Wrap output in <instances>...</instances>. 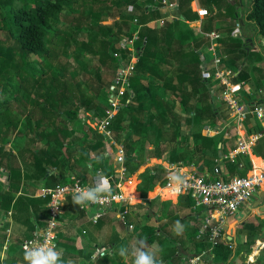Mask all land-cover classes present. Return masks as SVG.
Returning <instances> with one entry per match:
<instances>
[{"label":"trees","instance_id":"16d2710c","mask_svg":"<svg viewBox=\"0 0 264 264\" xmlns=\"http://www.w3.org/2000/svg\"><path fill=\"white\" fill-rule=\"evenodd\" d=\"M164 1L166 0H158V2L156 0H0V34L5 37V41L0 42V74L13 68L19 76L13 94L14 99L0 102V168L3 167V163L7 164L2 169L6 171L11 184L20 183L22 179L39 182L55 180L56 182L53 183L55 188L69 182L68 172L77 175L76 169L85 173L84 175L90 173L92 178L100 172L106 177L113 176L116 182L119 181L113 167L116 148L97 130L92 132L93 141L80 152L79 159L73 160V157L63 154V150L65 141L72 138V130L68 125L78 119L80 111H97L102 120L106 117V108L96 109L100 92L104 93L102 100L104 107H107L111 79L116 75V69L119 67L113 54L120 53L124 60H129L130 46L123 49L120 44L123 40L133 38L134 35L137 36V41L134 42L133 48L139 57L135 72L130 77V87L134 96L131 103L118 112L108 127L113 140L117 144L124 145L126 177H131L140 168L147 146L155 149L149 153L150 159H163L170 164L182 165L188 162H203L212 151H219L218 145L223 143L221 137H208L202 132V127L206 124L219 121L221 118L226 119L217 107V96L221 93V89L216 90V82L203 78L204 68L208 67L210 62L206 54H209L207 49L211 43L204 33L211 32L213 28L206 26L205 32L196 35L190 25L200 18L191 10L193 0H176L177 8L169 9L171 10L169 13H172L169 17L171 19L167 18L164 25L159 27L158 21L163 17L160 11ZM205 1L208 8H212L213 5L219 6L218 0ZM233 1L230 0L226 13L230 14L228 17L235 19ZM128 6L134 7L133 13H127ZM114 8L121 11L120 20L113 26L101 27L99 23L103 19L102 14ZM65 9L80 14L81 18L86 17V20L96 22L95 33L88 23L80 19L67 22ZM246 19L254 25V34L264 39V0H253ZM135 20L137 23L134 22ZM82 28L91 32L89 41L94 46V55L98 58L99 64L108 68L111 77L106 84H103L100 76H96L97 89L92 85L88 87L93 95L90 97L80 87L77 89L66 80L65 74L76 69L71 67L70 62L60 61L62 57H77V50L74 52L73 49L86 45L85 43L79 45L75 39ZM234 30L233 27L228 31L225 39L221 40L218 53L223 63L227 67L231 66L233 71L238 73L233 81L236 84L246 82L250 77L248 69L245 68L249 61L256 56L257 61L261 63L263 57L254 54L248 41L244 43L242 37H233ZM54 50L58 51L56 56ZM262 50L264 51V46ZM31 56H36L40 61L38 68L41 74L38 76L27 73V70L18 64L17 57L21 58V64L25 67ZM263 80L264 75L258 79L260 82ZM21 90L25 101L19 98ZM127 97L129 94L124 101ZM178 99L186 111V117L176 111ZM20 105L26 109L25 118H23L24 113L21 115L17 110ZM66 106L70 108L64 111L63 107ZM34 112L40 114L37 121L33 119ZM63 115L67 118L62 117ZM144 118H147V122H144ZM183 127L192 133L193 147L183 145L181 132ZM124 129L131 135L130 139L123 138ZM195 129L197 130L194 131ZM259 132L263 134L259 142L264 155V133ZM12 140L16 155L13 152H5V148L12 143ZM136 142L141 145L138 153V149L134 146ZM109 147L112 152L110 157H107ZM71 160L74 161L73 164H69ZM261 165L263 167V163ZM47 170L54 171V174L48 176ZM249 170L250 168L239 171L237 165L235 171L240 177H245ZM165 172L164 167L158 166L153 176L149 171L140 176L144 183L141 187L143 199H146L148 193L161 182V176ZM48 186H51L50 182ZM9 197L11 200H4V203L7 201V211L13 204L15 209L13 214L18 208L23 211L24 208H33L34 215H32L36 220H39L40 216L44 220L47 218V209H37V206L46 207L47 201H30L25 196H20L13 203L16 197L13 195ZM181 204L191 208L189 201H180ZM130 209L131 212H135V210L144 211L146 208L143 205H135L129 206ZM39 211L41 215L36 216ZM64 212V218L72 212H76L77 216L85 213L78 205L73 204L72 199L68 200ZM102 219L93 225L96 232H101L105 228L101 225ZM28 224L31 231H34L33 224ZM138 229L143 233L138 239L146 241L148 245L153 244L157 239L158 229L162 231L149 224L139 225ZM92 233L89 232L88 237ZM132 238L134 237L131 236L130 239ZM109 240L113 247L125 241H120L116 237ZM70 241L60 237L59 251L63 254L65 264H67L65 253L69 250ZM91 241L96 240L92 237ZM21 243L13 245L12 260L6 264L26 263L23 259L24 251L21 249ZM197 246L200 248L199 253L194 257L202 256L209 250L208 238L205 237ZM17 253H20L19 256L17 255L18 260H16ZM82 253L84 254V251ZM213 253L215 259L220 257L223 261L231 257V251L225 244L216 246ZM218 253L222 255L218 256ZM173 255L177 258L183 256L178 248L174 249ZM115 260L116 258L112 261L113 264H118ZM245 263L244 259L242 264Z\"/></svg>","mask_w":264,"mask_h":264},{"label":"crops","instance_id":"0c3cea01","mask_svg":"<svg viewBox=\"0 0 264 264\" xmlns=\"http://www.w3.org/2000/svg\"><path fill=\"white\" fill-rule=\"evenodd\" d=\"M166 1L168 5L173 4L172 10L177 8L176 0ZM219 1L220 0H218L219 6L213 5L212 8H208L205 0H193L191 4V10L193 13L197 14L200 19L191 24L190 26L193 27V30L195 31L196 35L200 34L202 31L205 32L206 26H211L213 28V30L211 31H216L221 35V38L218 43L220 44L221 40L225 39L228 31L232 30L233 27L236 28L237 23L241 25V37L246 40V42L248 41L250 43L252 51L255 52L254 54H258V56L263 57V62L260 63L259 61H257V57L254 56L253 59H251V61H249V63L245 67L248 69V74L250 77H248V80L246 82H239L236 84L243 85L242 97L245 99L246 103L260 104L264 108V80L261 82L258 81L259 77H262L264 75V51H262V49L257 48L256 44L253 43L252 40L248 38V36L246 37L244 33L246 30L244 22L246 21V16L251 9H246L247 11L245 12V0H234L233 6L234 10L236 11L235 22V19H232L230 16L228 17V15L230 14L227 15L226 13L227 7L230 4V0H221L220 2ZM156 2H158V0H156ZM126 9L127 13L134 12V10L131 12L129 7H127ZM202 10L205 11V13L200 12ZM253 31L254 30L252 29L250 33H252ZM261 42L263 43L262 40ZM211 62L212 60H210L208 65H210ZM249 83L255 85L256 88H249ZM215 89L220 90L221 88L219 86H216ZM218 98L221 100L220 93L218 94ZM226 110L228 112L229 121L221 118V120L219 121L208 123L202 127L203 135H206L208 137H221L223 141V143H219L218 145V152H211L215 154V158L213 160L215 166L213 167V165H210L208 163L210 158L208 157V155L207 158L203 160V162H188V164L186 165L181 164L184 167L185 172L203 176L208 173H213V170L218 167L220 169L222 177H226L227 179H233L236 177H240V174L235 171L237 165L239 171L250 168L246 176L256 170L255 165H260L261 168L260 171H255L256 173H260L262 170H264L263 148L259 141L257 145L249 152L248 155L238 156L234 163L230 162L229 160L222 159L223 156H227L229 153H232L236 149L237 141L240 137H249L250 135L260 133L259 131H262L264 133V119L259 120L251 116L248 119L247 123L239 127L237 125V121L235 119L232 120L227 108ZM206 129L209 132H207ZM192 145H190L189 147H193ZM13 147L14 140H12V143L5 148V152H13V154L16 155L17 152ZM110 151L111 150H109L108 148L109 153H111ZM157 160L160 163L159 166H162L165 169L169 168L170 165H176L170 164L167 161H164L163 159ZM157 160L154 159L150 162L154 163L157 162ZM150 162L145 165V167L147 168L144 169V173L146 171H149L150 174H153L157 171L158 165L148 167ZM262 163L263 167L261 165ZM4 165L7 164L3 163L2 166L4 167ZM2 168H0V264H6V262L12 260L11 248H14L13 245H16L18 243L20 244L23 240L29 239L33 236V231H31V228H29L30 225L28 223H32L35 227L37 226V224L40 225V222L43 220L41 219L42 216H40L41 211H39L38 213H36V216L38 215L40 216V218L36 221V218L33 217V208H24V211L18 208L16 210L17 212L13 214L15 209L13 208L12 204L10 210L7 211L6 209L8 205L6 203L8 200H11L9 195H13L16 197L13 203H15L18 197L20 196H25L30 201H43L45 199L39 196L40 193L44 189H53L54 187L48 186L49 182L50 184H53V180L49 182H46L44 180L39 182L30 180L26 181L22 179L20 183L11 184V182H9L8 180L6 171ZM53 172L54 171H52L51 173L49 170H47V175L51 176L54 174ZM75 172L77 173V175L81 174L82 176H84L85 181L91 184L92 176L90 173H86V175H84L85 173H81L78 169H76ZM71 175L76 174L69 172L68 176ZM141 175H139V178ZM88 176H90V181L87 179ZM139 178H137V181H139V185H137L136 188L132 189L136 193L138 200L135 201L132 199L131 206L143 205L146 209H150L149 206L153 202H156L158 200L156 204L158 206L155 211L151 212L146 209L144 210V212L146 211L147 213L148 211L151 212V215H149V219L145 224L153 225L156 229H162V231L158 229L159 233L156 235L157 239L155 240V242L153 244H149V246H151L150 250L156 253V258L160 262V264H189L188 262H190V260L199 253L200 248L197 246V244L204 241L205 237H207L209 241V236L207 234H204L199 238V232L203 225L202 221L206 213L200 210H195L193 207V201L189 197L181 196L177 198L176 196H171L170 192L166 195L162 194V192L159 193V189H166L164 185H161L159 183L152 192L148 193L147 198L143 199L142 194L139 193L137 190L140 188V186L142 187V181ZM152 193L157 196L153 198L150 197ZM256 194L257 197L255 196ZM256 194L247 205L243 206L238 211L236 215L231 217L228 216L225 219V222L223 223L224 237L220 244H225V246H228L231 251L230 259L228 258V260L226 261H223L220 257L219 259H215L213 257L215 256V254L213 253L215 247H212L209 241L210 248L208 251L205 252L206 255L203 258V263L201 264H242L244 259L246 260L245 264H264V184L260 188H258ZM5 199L7 200L6 203H4ZM180 201H189L191 204V208L185 207L184 204L180 205ZM257 202L262 203L256 207ZM165 203H169V206H172V208L175 209V212L177 214H180L181 212H186L187 216H185L184 218L182 217L180 219L171 220L173 225H170L169 227V225H167L165 222V220L168 218V215L166 214V211L168 210L166 208L165 211H161L162 204L164 205ZM119 208L120 206H117L115 207V210H118ZM37 209L45 210L46 207L45 205L42 207L37 206ZM136 212L137 214H140L141 211L135 210V212H131L130 209V214L127 215L126 218V220L130 224L135 226L132 232H129L126 226L120 220L117 219L115 211H111V213L101 217L103 218L101 220V225L105 226V228H103L101 232H96L94 230L95 227H93V224L90 222L91 214H89L88 216L85 212L84 214H82V216L76 215V220H73L70 223L71 225H68V227H70L69 232L71 231L72 234L65 231V234L68 233L69 238H71V241L68 244L69 250L67 253H65V255H67L66 262L72 261L73 264H113L112 261L114 260V258H116L115 261L118 264H133L132 256L128 255L125 257H121L119 255V249L122 246L131 249L136 245L137 240L133 241L134 238H130L131 236H136V230H138V226L140 224H138L137 222L134 223V221L129 220V217L131 218V216L133 217V215H136ZM30 214L31 216H29ZM28 217H30V220H28ZM64 217L65 215L62 218L61 225L63 223V220L65 219ZM83 219H85L84 223ZM177 221H179L180 225H182V230L180 231L176 230ZM89 232H93L91 236L96 241H91L92 237H88ZM27 234L30 235L26 237ZM60 237H62V233L59 230V239ZM101 237H105L107 241L104 243H101L100 241L98 242L97 238H99L100 240ZM112 237L119 238L120 241H125L119 242L118 245L120 246L115 245L113 247L109 243V239H111ZM99 248H106L108 250V254L103 258H98L94 260L92 257L95 254L96 250ZM175 248H178L180 250V253L183 255L181 258L174 257L173 252ZM83 251L84 254L82 253ZM17 255L19 256L20 253H17L16 256ZM220 255H222V253H218V256ZM18 256L16 260H18Z\"/></svg>","mask_w":264,"mask_h":264},{"label":"built area","instance_id":"2783aa9c","mask_svg":"<svg viewBox=\"0 0 264 264\" xmlns=\"http://www.w3.org/2000/svg\"><path fill=\"white\" fill-rule=\"evenodd\" d=\"M163 4L168 5L167 1ZM172 8L173 4H169ZM132 12L134 7L128 6ZM204 12L205 11H200ZM198 13V11H197ZM137 23V20L134 21ZM160 26H163L165 20L158 22ZM241 25L237 23L233 37H241ZM204 36L210 39V45L207 52L212 56L211 64L204 68L203 78L216 82V85L221 88L220 97L228 109L232 120L237 121L239 127L247 123L248 119L252 116L257 119H264V108L260 104L246 103L242 97V84H234L233 80L238 76V73L228 68L224 63L222 57L218 53L219 40L221 35L216 31L205 33ZM137 41V36L133 38L123 40L120 44L121 48L126 49L130 46L129 60H124L120 53L113 54L116 62H118V69L116 75L111 79L110 88L108 91V109H106V117L96 126L97 132L104 135L109 144L114 145L116 151L114 153V173L117 175L116 182L113 176L108 177L111 188L112 196L106 202L96 203L90 205H78L84 212L91 214L90 222L95 225L97 221L104 215L115 211L116 217L127 228L129 232H132L135 228L130 224L126 218L130 214L129 206L132 205V198L127 195L123 190V185L128 181L126 177V155L123 144H117L112 134L109 133L108 127L110 122L116 117L118 112L128 106L131 103L134 96L132 88L130 87V77L133 76L136 68V64L139 61L137 51L133 48L134 42ZM203 58V55H202ZM206 62V61H204ZM211 67V68H210ZM129 94L126 101L125 97ZM207 132H209L206 129ZM263 137V134L256 133L249 137L242 136L237 141V147L227 156H223V160H229L233 162L238 156H246L257 145L258 141ZM112 152L111 147H109ZM111 153H107V157H110ZM116 167V168H115ZM166 172L161 176V182L159 184L164 185L169 190L171 196L189 197L193 201V207L195 210H200L206 213L202 221V228L200 235L207 234L212 247L219 245L224 237V222L228 216H234L245 205H247L257 193L264 183V170L260 173L253 171L251 174L245 177H236L233 179H227L222 177L220 169L216 167L211 174H205L203 176L191 174L184 171V167L181 164L170 165L165 169ZM91 179V184L85 181L82 175L69 176V182L64 185L57 186L53 189H44L40 193V197L47 201V218L41 221L42 224L35 226L33 236L24 240L21 243V249L24 251V247L29 242L43 244L47 241L56 247L59 251V230L61 226L62 218L65 214L64 208L69 199H72V189L76 187L86 188L92 187L95 183L97 174ZM176 174L184 181L177 190L176 186L170 180V175ZM102 175V174H101ZM151 176L154 175L150 174ZM129 178V177H128ZM130 182V181H129ZM61 191L63 194L61 195ZM120 206L118 210L115 207ZM206 253L202 256L194 257L188 262L189 264H201ZM19 264H26L19 262Z\"/></svg>","mask_w":264,"mask_h":264},{"label":"rangeland","instance_id":"374dc122","mask_svg":"<svg viewBox=\"0 0 264 264\" xmlns=\"http://www.w3.org/2000/svg\"><path fill=\"white\" fill-rule=\"evenodd\" d=\"M253 0H245L244 1V5H245V12L247 10L251 9V5H252ZM169 9H172L169 5H164L163 8L161 9V14H162V18L159 19L158 22L166 20L167 18H169L171 16L172 13H169ZM247 9V10H246ZM129 10V9H128ZM129 13V12H128ZM65 14H66V21L67 22H71L74 19H80L86 23H88L90 25V27L92 28V31L95 33V29H96V22H93V20H86V17L81 18L82 16H80V14L77 13H73L67 9H65ZM208 14V12H207ZM103 19L100 21V26L107 28L110 26H113L116 22H118L120 20L121 17V11L119 9L114 8L113 10H107L104 12V14H102ZM245 24V36L252 40L253 43L256 44L257 48L262 49L264 44L261 42V38L257 37L254 32L250 33V31L253 29L255 31V27L254 25L247 21L244 22ZM99 26V27H100ZM94 27V30H93ZM159 27H161L159 25ZM193 29V27H191ZM90 35L91 32L82 28L80 29V33L78 35L75 36V39L77 40V42H79V45L85 43L86 45L81 46L80 48H74L73 51L75 52L77 50V57H73L70 56L68 58H60V61L62 63L65 62H70L71 67H73L74 69H76L75 71H70L67 72V74H65V78L66 80L73 86H75V88H79L81 90H83V92L85 94H87L89 97L93 96L91 90L88 88L91 85L93 86V88L97 89L96 87V76H100L101 81L103 82V84H106L111 77L109 76L110 74L108 73V68L103 67L101 64L98 63V58L95 57L94 53V46L91 44V41H89L90 39ZM241 38V37H240ZM5 41V37L3 34H0V42ZM246 40H243V42L245 43ZM263 51V50H262ZM56 53H58V51L54 50V54L56 56ZM264 55V53H263ZM206 58L209 60H211V54H206ZM18 60V64H20L25 70H27V73H33V75L38 76L39 74H41L40 70H39V66L38 63L40 62L39 59L36 56H31L27 61L28 64L24 67L23 64H21V58L17 57ZM67 60V61H66ZM231 68V66H228ZM118 69V68H117ZM116 69V71H117ZM231 70H233L231 68ZM19 80V76L17 75V72L15 71V69L13 68H9L6 72L0 74V102H4L6 99H14L13 98V94L16 91V85L18 83ZM212 81V80H211ZM249 88L255 89L256 86L252 85L249 83L248 85ZM258 94V93H257ZM31 95V94H29ZM259 95V94H258ZM104 96L103 92H100L99 95V102L96 105V109H102L106 108L108 109V105L107 107H104V101L102 100ZM218 97V96H217ZM20 99H22L23 101H25V97H24V93L21 90V95L19 97ZM31 99L32 95H31ZM217 107L219 109V111L224 115V117L226 118L227 121H229V116H228V112L226 110V107L223 103V101H221L219 98L217 99ZM70 107L66 106L63 107V110H69ZM17 110L20 112L21 115H23L24 111L26 110L22 105L18 106ZM63 111V112H64ZM176 111L179 114H184V116L186 117V111L184 110V107L181 105V103L179 102V99L177 100V106H176ZM27 115V113H24L23 118H25ZM40 114L38 112H34L33 113V119L37 121V118H39ZM62 117L67 118L65 115H63ZM100 122H102V117L98 114V112L96 111H80V113L78 114V119H75L74 121H72L71 124H69V129L71 128L72 132V138L65 141V147L63 150V154H65L68 157H73V160H77L80 157V152L85 150L87 148V144L93 141V134L92 132L95 131L96 126L100 124ZM144 122H147V118H144ZM197 129H195L194 131H196ZM122 132H124L125 134H123V138H131V135L128 134L126 131V129H124ZM182 132V143L184 146H190L193 144V140H192V133L188 132L187 129H185V127L182 128L181 130ZM72 141V142H70ZM27 143V141H25V144ZM134 146L136 147L137 153L139 152V150L141 149V145L138 144V142L134 143ZM14 148V147H13ZM70 150V151H69ZM155 149H152L150 146L146 147V151H145V155L143 158L142 163L140 164V168L138 171L136 170L130 178L125 177V179L127 181H134L135 185L133 187L130 186V184H128L126 186L127 189H133L136 188L139 181H137V178H139V175L144 173V169H146L147 167H145V165L150 162L151 160L154 159H150V152L154 151ZM69 151V152H68ZM209 161L208 163L210 165H213V167L215 166L214 164V158H215V154L214 153H210L209 154ZM71 160V162L69 164H73L74 161ZM156 160V159H155ZM159 161L158 162H150L148 167H153V166H159ZM114 166V164H113ZM92 168V166H91ZM116 168V167H115ZM255 171L258 172L260 171V165H255ZM52 173V172H51ZM69 173V172H68ZM87 179L90 181V176L87 177ZM141 179V178H139ZM142 181V187L144 186L143 180ZM56 182L55 180L52 182L54 183ZM92 182V181H91ZM55 185V184H54ZM51 186H53V184H51ZM56 186V185H55ZM54 187V186H53ZM139 193L142 192L141 190V186L139 189H137ZM158 192H160V189L158 190ZM155 193V192H154ZM154 193L151 194L150 197H154ZM257 197V194L255 195ZM158 201V200H157ZM157 201L153 202L149 207L150 209H146L149 210L151 212L155 211L157 209ZM167 208L168 211H166V214L168 215V218L165 220L166 224L169 225H173L171 220L174 219H180V218H184L185 216H187L186 212H181L180 214L175 212V209L172 208V206H169V203H165L164 205L162 204V208L161 211H165V209ZM148 213L145 211H141L140 214H137V212L135 213L136 215H133V217L131 216V218L129 217V220H132L135 222H137L138 224H140V226H143L149 219V215H151V212ZM76 212H72L68 215V217H66L63 220V223L61 225L60 228V232L62 233V237L66 238V239H71L68 236V233H71L70 227H68V225L73 221L76 220ZM159 214V213H158ZM160 215V214H159ZM83 223L85 222V219H83ZM37 221V220H36ZM71 225V224H70ZM146 225V224H145ZM65 231L68 232L65 234ZM136 236H132L134 237V240H139L138 238H140L141 235H143V233L138 229L136 230ZM65 234V235H64ZM72 234V233H71ZM30 234H27L26 237H28ZM98 242L100 241L101 243L106 242V238L105 237H101L100 240L99 238H97ZM133 239V238H132ZM74 240V239H73ZM75 241V240H74Z\"/></svg>","mask_w":264,"mask_h":264},{"label":"clouds","instance_id":"9594fccd","mask_svg":"<svg viewBox=\"0 0 264 264\" xmlns=\"http://www.w3.org/2000/svg\"><path fill=\"white\" fill-rule=\"evenodd\" d=\"M170 180L177 190L184 183L179 175L171 174ZM63 192L61 191V195ZM72 202L74 205H90L106 202L112 196V188L108 177L97 174L94 186L72 189ZM176 230H182L180 222H176ZM151 246L144 240H138L136 245L129 249L128 247H120L119 255L125 257L131 255L133 264H160L156 258V253L150 250ZM108 254L106 248H99L93 255V259L103 258ZM23 259L26 264H65L63 254L56 250V247L45 241L43 244L38 242H29L24 247ZM67 264H73L72 261H67Z\"/></svg>","mask_w":264,"mask_h":264},{"label":"bare ground","instance_id":"6f19581e","mask_svg":"<svg viewBox=\"0 0 264 264\" xmlns=\"http://www.w3.org/2000/svg\"><path fill=\"white\" fill-rule=\"evenodd\" d=\"M156 160H157V159H156ZM157 162H158V160H157ZM128 184H130V186L133 187V186H134V181L131 180L130 182L126 183V184L123 186V190L127 193V195H128L129 197H131L133 200L137 201L138 198H137L136 193H135L133 190H131V189H127V188H126V186H127ZM263 184H264V183H263ZM161 192H162V194H164V195L169 194V190H168V189H163V190L160 189V192H159V193H161ZM156 196H157V195H154V197H156Z\"/></svg>","mask_w":264,"mask_h":264},{"label":"water","instance_id":"95a60500","mask_svg":"<svg viewBox=\"0 0 264 264\" xmlns=\"http://www.w3.org/2000/svg\"><path fill=\"white\" fill-rule=\"evenodd\" d=\"M263 43H264V39H262ZM262 202H257L256 207L259 206ZM242 216V215H241Z\"/></svg>","mask_w":264,"mask_h":264}]
</instances>
